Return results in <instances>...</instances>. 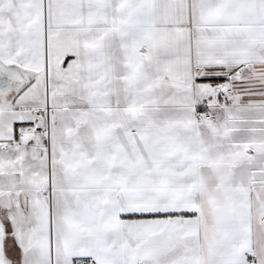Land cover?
<instances>
[{
  "label": "snow or ice",
  "instance_id": "obj_1",
  "mask_svg": "<svg viewBox=\"0 0 264 264\" xmlns=\"http://www.w3.org/2000/svg\"><path fill=\"white\" fill-rule=\"evenodd\" d=\"M0 264H264V0H0Z\"/></svg>",
  "mask_w": 264,
  "mask_h": 264
}]
</instances>
